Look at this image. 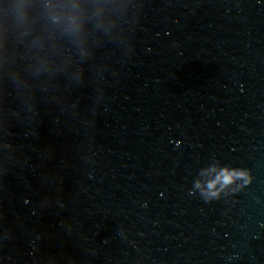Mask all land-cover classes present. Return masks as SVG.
Returning <instances> with one entry per match:
<instances>
[{
  "label": "water",
  "instance_id": "obj_1",
  "mask_svg": "<svg viewBox=\"0 0 264 264\" xmlns=\"http://www.w3.org/2000/svg\"><path fill=\"white\" fill-rule=\"evenodd\" d=\"M0 264H264V0H0Z\"/></svg>",
  "mask_w": 264,
  "mask_h": 264
},
{
  "label": "clouds",
  "instance_id": "obj_2",
  "mask_svg": "<svg viewBox=\"0 0 264 264\" xmlns=\"http://www.w3.org/2000/svg\"><path fill=\"white\" fill-rule=\"evenodd\" d=\"M234 179H245L247 183L248 180L246 178V173L243 171H228L224 169L220 172V174L216 177V179L208 184V192L205 195L215 196L217 195L216 192L212 191L217 183L221 184L222 186L230 185ZM197 188L200 187V184L197 183Z\"/></svg>",
  "mask_w": 264,
  "mask_h": 264
}]
</instances>
